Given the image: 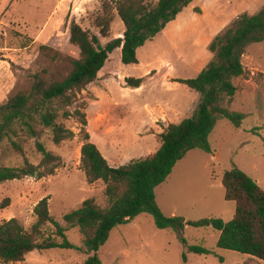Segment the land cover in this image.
Wrapping results in <instances>:
<instances>
[{"label": "rangeland", "instance_id": "obj_1", "mask_svg": "<svg viewBox=\"0 0 264 264\" xmlns=\"http://www.w3.org/2000/svg\"><path fill=\"white\" fill-rule=\"evenodd\" d=\"M109 1L0 0V105L11 93L28 90L34 74H40L48 82L64 78L71 70L72 60L79 57V49L69 41L71 21L96 33L94 20L103 15L104 6L110 7ZM150 1L155 4L157 0ZM203 4L207 6L203 13L198 4L190 3L178 16L190 31L177 38L176 35L165 36L164 31L158 33L137 49V64H123L120 49H114L97 79L77 94L74 104L59 108L70 113L60 117V121L71 131V136L55 143L47 129L39 139L56 157L48 166H55L52 174L0 182V223L16 218L28 227L35 219L36 204L46 198L50 214L67 227L66 237L79 249L34 250L23 261L0 259V264H81L87 258L79 229L68 227L62 219L87 198H93L99 206L106 203L105 184L102 180L89 183L81 164L80 149L85 135L109 165L118 167L146 158L157 150L159 134L165 127L160 121L164 104L177 102L178 111L169 108L173 111L171 120L191 115L199 94L176 80L196 77L213 57L208 46L214 37L206 36L210 34L209 24L218 5L213 0H205ZM224 6L228 15L232 12L229 23L241 14V10L232 11L237 9L235 2H226ZM262 6L264 0H255L254 7L244 12L254 14ZM107 12L113 16L109 36L100 38L102 45L112 38L122 37L124 30L115 11L109 8ZM242 63L247 74L234 79L236 93L228 106L246 113L247 117L240 128L225 119L217 120L208 137L211 153L189 150L175 164L169 177L156 187L157 204L166 216L230 220L234 203L225 200L221 177L233 164L264 190V41L249 44ZM143 74L151 77L148 82L155 89L146 103H138L134 88L126 84L125 78ZM169 85H175L173 96L177 98L165 92L167 87L171 89ZM223 105L227 106V102ZM20 138L23 154L4 139L0 145V165L19 166L24 160L40 164L42 155L35 148V140L26 136ZM218 234L209 227L187 225L183 234L186 244L202 245L214 254L187 252L178 234L170 229H158L149 213H141L113 228L97 254L101 264H264L249 255L217 248Z\"/></svg>", "mask_w": 264, "mask_h": 264}, {"label": "trees", "instance_id": "obj_2", "mask_svg": "<svg viewBox=\"0 0 264 264\" xmlns=\"http://www.w3.org/2000/svg\"><path fill=\"white\" fill-rule=\"evenodd\" d=\"M192 1L157 0L152 4L150 0H110V7H107L108 4L104 6L103 15L94 20L98 34L71 21L69 41L79 49V57L72 60L70 72L61 80L50 82L40 74H34L28 90L11 93L0 105V145L7 139L16 152L23 154L20 136H26L35 140V148L42 155L39 165L27 160L19 166L0 165V182L52 174L55 166H48L56 157L45 149L39 139L47 129L51 131L55 143L71 136V131L60 121V117L70 113L59 108L74 104L77 94L97 79L98 72L114 49L120 48L123 64H137V49L152 40ZM109 8L115 11L124 30L122 37L112 38L102 45L100 38L109 36L112 22L113 15L107 12ZM263 41L264 6L254 14H239L218 32L208 46L212 59L196 77L176 80L199 94L197 107L190 116L165 126L159 134L158 149L146 158L118 167L111 166L85 135L80 149L81 164L89 183L102 180L105 184L106 203L99 206L93 198H87L62 217L68 227H77L83 236L88 256L81 264H101L97 252L108 240L111 230L141 213H149L158 229H170L178 234L187 252L214 254L202 245L186 244L183 238L187 225L209 227L219 232L217 248L236 251L264 262V190L235 164L226 169L221 177L224 198L234 203V214L228 221L219 217L187 220L181 215L166 216L155 196L156 187L169 177L175 164L189 150L200 149L211 153L208 137L217 120L225 119L235 128L241 127L246 113L228 106L236 93L234 79L247 74L242 63L247 46ZM125 82L136 88L142 78L126 77ZM224 101L227 106L223 105ZM34 215L35 219L28 227L16 218L0 223L2 261H23L34 250L79 249L66 237L67 227L50 214L46 198L36 204ZM218 258L223 260L220 256Z\"/></svg>", "mask_w": 264, "mask_h": 264}, {"label": "crops", "instance_id": "obj_3", "mask_svg": "<svg viewBox=\"0 0 264 264\" xmlns=\"http://www.w3.org/2000/svg\"><path fill=\"white\" fill-rule=\"evenodd\" d=\"M204 1L205 0H193L191 2V4L193 3L194 6H196L198 4L201 7V10H202L201 13H203V12H205L207 10L206 4H203ZM208 1H211V0H208ZM213 1L216 2L218 6H217L216 10L213 11V14H212L213 21L209 24L210 28L208 30H209V33L210 34H208L206 36L209 39H211L212 37H214V35H216L223 28H225L229 24V22H230L229 20L232 17V14H231L232 12H230L229 15L227 14V11L228 10H227L226 6H224V4L226 2H229V3L235 2V4L238 5V6H237V9L233 8L232 11L241 10L240 13H243L244 10L252 9L254 7V4H255V0H213ZM194 6H193L192 10L194 9ZM180 13H178L177 16H176V18L174 20L170 21L165 26V28L162 30V31H164V33H165L164 35L165 36H174V35H176L175 37L177 38L180 35H182L184 33H187V31H190L191 30V28L188 29V26H183L184 25V24H182L183 19L178 18V16H179ZM188 15H190V14H188ZM224 16L227 17V18H225ZM228 17H229V20H228ZM161 32H159V33H161ZM208 38H207V40H208ZM169 41H171V40L169 39ZM106 62H108V59H107ZM138 62H139V60H138ZM99 72H98V74H99ZM146 75L143 74L142 76L139 77V78H142V82H141V84H140L139 87H136V88L135 87H132L135 90L133 92V93H135L134 97H136L135 98V101L138 102V103L139 102L140 103H146V99L150 96L149 94H151L152 91L155 89L154 86L148 82V80H150L151 77H145ZM128 77H133V76H128ZM135 78H137V77H135ZM173 84H175V83H173ZM174 86L173 85H169V88H171V89H167L168 88L167 87L165 89V92L167 94H170L171 97L177 98V96H175V97L173 96V94L175 92V91H173L174 90ZM172 103L170 102V103H167L166 105L164 104V107H163L164 115H163V117H161L160 121H163L165 123V126H167L169 123H178L179 121H181L183 119L182 118V119L176 120V121L171 120L173 111L170 112L169 111L170 110L169 108L174 109L175 111H178L177 102L175 101V105H171ZM143 124H145V123H143Z\"/></svg>", "mask_w": 264, "mask_h": 264}]
</instances>
